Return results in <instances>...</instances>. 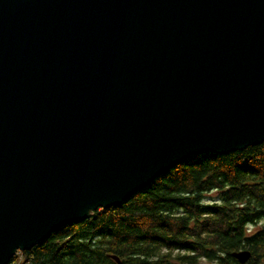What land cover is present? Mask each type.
Here are the masks:
<instances>
[{
  "label": "water",
  "instance_id": "obj_1",
  "mask_svg": "<svg viewBox=\"0 0 264 264\" xmlns=\"http://www.w3.org/2000/svg\"><path fill=\"white\" fill-rule=\"evenodd\" d=\"M262 143L264 0H0V264Z\"/></svg>",
  "mask_w": 264,
  "mask_h": 264
},
{
  "label": "trees",
  "instance_id": "obj_2",
  "mask_svg": "<svg viewBox=\"0 0 264 264\" xmlns=\"http://www.w3.org/2000/svg\"><path fill=\"white\" fill-rule=\"evenodd\" d=\"M240 250L264 264V143L192 157L10 264H242Z\"/></svg>",
  "mask_w": 264,
  "mask_h": 264
},
{
  "label": "rangeland",
  "instance_id": "obj_3",
  "mask_svg": "<svg viewBox=\"0 0 264 264\" xmlns=\"http://www.w3.org/2000/svg\"><path fill=\"white\" fill-rule=\"evenodd\" d=\"M210 198L211 197H216L217 196V194L216 193H213V194H211V195H208Z\"/></svg>",
  "mask_w": 264,
  "mask_h": 264
},
{
  "label": "built area",
  "instance_id": "obj_4",
  "mask_svg": "<svg viewBox=\"0 0 264 264\" xmlns=\"http://www.w3.org/2000/svg\"><path fill=\"white\" fill-rule=\"evenodd\" d=\"M19 253H20V252H19ZM19 253H18V254H19ZM12 264H18V263H17V262H14V263H12Z\"/></svg>",
  "mask_w": 264,
  "mask_h": 264
}]
</instances>
